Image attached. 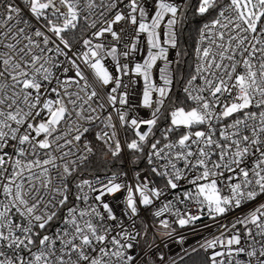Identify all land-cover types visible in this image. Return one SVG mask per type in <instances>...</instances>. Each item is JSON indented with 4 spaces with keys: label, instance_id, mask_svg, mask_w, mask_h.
Instances as JSON below:
<instances>
[{
    "label": "snow or ice",
    "instance_id": "obj_1",
    "mask_svg": "<svg viewBox=\"0 0 264 264\" xmlns=\"http://www.w3.org/2000/svg\"><path fill=\"white\" fill-rule=\"evenodd\" d=\"M0 264H264V0H0Z\"/></svg>",
    "mask_w": 264,
    "mask_h": 264
},
{
    "label": "built area",
    "instance_id": "obj_2",
    "mask_svg": "<svg viewBox=\"0 0 264 264\" xmlns=\"http://www.w3.org/2000/svg\"><path fill=\"white\" fill-rule=\"evenodd\" d=\"M143 55H144V47H143V45H141V51L138 54H136L135 59L139 60ZM141 166L143 167V165H141ZM169 198H171V197H169ZM144 215L150 219V214L148 212H145ZM232 218H233V214H230L229 217L226 220H223L222 222L227 223ZM204 223L212 224L213 222L211 220H208L207 218H205L202 222L198 223L197 228H201L202 224H204ZM215 230H216L215 228H209L206 230H202L199 235H195V236L192 235L189 230H179V231H183L184 234L188 235V241L185 245V247H187L188 245H194L196 243V241L201 238V236H208L210 232H214ZM171 247H172L173 253L179 251V246L172 245ZM165 251L167 252L168 250L165 249Z\"/></svg>",
    "mask_w": 264,
    "mask_h": 264
},
{
    "label": "trees",
    "instance_id": "obj_3",
    "mask_svg": "<svg viewBox=\"0 0 264 264\" xmlns=\"http://www.w3.org/2000/svg\"><path fill=\"white\" fill-rule=\"evenodd\" d=\"M191 43H192V41L187 36H185L184 41H183V44L184 45H190Z\"/></svg>",
    "mask_w": 264,
    "mask_h": 264
}]
</instances>
